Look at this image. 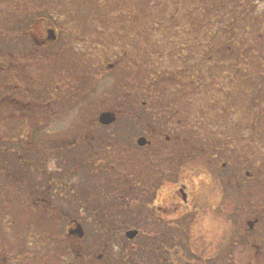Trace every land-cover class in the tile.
Segmentation results:
<instances>
[{"label":"rangeland","instance_id":"obj_1","mask_svg":"<svg viewBox=\"0 0 264 264\" xmlns=\"http://www.w3.org/2000/svg\"><path fill=\"white\" fill-rule=\"evenodd\" d=\"M186 1L151 0L156 14L152 21H146L144 28L138 17L141 8L147 9L142 7L143 0H0V264H69L81 257L86 246L101 248V234L89 232L80 239L66 232L70 217L82 221L83 227L89 226L84 210L86 180L80 170L71 169L72 164L85 162L87 137L85 134L77 137L81 143L74 145L76 149L72 151L73 136L85 131L87 115L94 117L118 108L119 98L124 97L120 83L129 82L131 78L127 77L135 75L141 82H147L154 72L156 81L165 83L169 75L189 66L186 61L193 62L192 55L198 57L205 47L206 36L201 34L197 40L185 44L181 62L175 60L171 64L164 56L172 53L179 37H194L188 33L178 35L180 22L172 19V7H184ZM251 7L247 4L241 9L242 15L248 17V11L249 21L261 24L258 35L253 31L244 38L243 47L255 59L254 64L239 70L247 73L245 78L241 74L239 79L237 76L238 82L230 81L229 73H223L222 63L218 68L215 62L210 66L213 80L207 74L202 75L201 86L195 88L196 83H191L194 88H188L185 98L171 95L167 88L156 89L158 96L176 104L170 114L199 135L196 142L202 139V145L216 149L214 169L218 183L205 191L214 201L219 194L221 204L216 221L222 227L235 223L239 228L248 215L264 216V13L253 15ZM224 9L225 6L215 12L222 14ZM130 11L134 12V20L130 19ZM41 17L43 21L36 20L30 26V19ZM48 28L58 38L40 51L31 43L28 47L21 43L26 38L24 33L38 37ZM238 36L235 33L233 37ZM25 50L27 53L22 55L20 52ZM231 58V65H236V59ZM10 61L15 66L11 68L12 77L6 70ZM38 77L47 84L58 83L62 97L45 106L20 104L22 99L34 97L29 81ZM9 79L19 88L9 89L6 85ZM27 79L25 95L21 84ZM177 81L174 79L180 85V79ZM244 85L250 87L246 93L240 92ZM53 88L54 84H50L46 91ZM213 97L217 104L212 109ZM246 98L254 99V103L243 102ZM230 108L231 114L227 113ZM22 113L29 114L33 121L22 118ZM35 114H39L40 121ZM121 123L119 120L108 127L110 135L122 128ZM170 123L172 129L179 127L174 120ZM232 142L235 144L230 149ZM207 158L200 157L198 161L206 164ZM53 159L56 170L50 171L47 165ZM48 177L62 184L61 189H55V183L49 182L52 183L49 194L54 201L48 210L54 208L56 216L46 215L41 203L36 205L27 199L28 190L48 189ZM199 185L205 184L201 181ZM111 236L110 253L116 257L112 246L119 235Z\"/></svg>","mask_w":264,"mask_h":264},{"label":"flooded vegetation","instance_id":"obj_2","mask_svg":"<svg viewBox=\"0 0 264 264\" xmlns=\"http://www.w3.org/2000/svg\"><path fill=\"white\" fill-rule=\"evenodd\" d=\"M30 20L43 21V18ZM50 30L46 29L38 37L33 33H24L26 38L21 43L25 47L31 43L35 50L40 51L43 46L58 38L56 33L51 38ZM25 52L27 53L26 50L20 53L23 55ZM30 53H34V50H30ZM14 67L11 61L6 65L10 77L11 68ZM181 69L183 71L169 75L165 83L157 82L155 75H150L151 81L147 82H141L135 75L127 77L131 78L129 82L120 83L123 88L121 95L124 97L119 98L118 108L103 111L109 112L114 119L103 124L99 120L103 112L94 117L87 115L85 131L73 136L72 151L76 149L74 145L81 143L77 137L82 134L87 137L85 162L72 164L71 169L80 170L86 180L84 210L89 226L83 227L82 221L70 217L66 222V232L67 235H77L71 232L80 226L83 233L82 236L77 235L80 239L89 232L101 234L102 246L99 249L86 246L84 252L81 251V257L69 264H264L262 215H248L239 228L235 223L229 227H222L218 223V235L213 230L193 231L192 225L198 224V215H211L214 221L219 219L221 202L213 199L210 202L209 197L212 195L205 191L218 183L214 169L217 162L216 149L202 145V139L198 140L199 143L196 142L199 135L170 114L171 107L176 104L161 98L156 91L158 88H167L171 95L175 94L182 99L189 93L191 83H196L195 88L197 85L201 86L194 81L189 83L186 80L189 79L188 68ZM25 71L28 75V69ZM178 72L179 76L176 75ZM41 75L43 76V72ZM174 79H180L181 84L176 85L178 81L174 82ZM11 81L12 79L7 81V87L11 90L18 89L19 85ZM29 82L32 83L29 88L34 90V97L22 99L20 104L24 106H45L48 102L56 103L62 97L58 83L51 81L50 84H54L53 91L47 92L50 84L42 78H34ZM29 82L27 79L21 84L23 90H20L25 95ZM7 96H10L9 93ZM14 97L11 95L9 98ZM20 116L26 120L31 119L29 114L22 113ZM35 116L40 121L39 114ZM119 120L123 129L116 130L114 136L110 135L108 127ZM172 120L175 121V126L179 124L178 128H171ZM234 144L232 142L229 148ZM81 148L78 146L77 149ZM200 157H208L206 164L198 161ZM188 169L193 170V175L196 176L203 170L205 175L211 177L212 182L210 185H199L200 191L191 193V182L183 183L181 179ZM50 181L55 183V189H61L60 180L48 177L46 183ZM165 183L177 185L172 191L170 202L167 206H152L158 190ZM51 185L52 183L48 184L46 191L44 188L28 190L30 198L27 199L36 205L41 203L46 215L56 216L54 208L48 210L50 202L54 201L49 194ZM67 192L71 193V189L67 188ZM115 234L119 235L116 243L119 251L113 257L109 239Z\"/></svg>","mask_w":264,"mask_h":264},{"label":"trees","instance_id":"obj_3","mask_svg":"<svg viewBox=\"0 0 264 264\" xmlns=\"http://www.w3.org/2000/svg\"><path fill=\"white\" fill-rule=\"evenodd\" d=\"M205 1L206 0H187L184 7H172L171 13L172 19H174L173 21L178 20L180 22V24H178L179 22H174L178 24V35H181L182 33H188V36L194 35V37L190 39L179 37V42H174L175 44L171 50L172 53H166L164 56L168 57V60L171 61V64H174L173 62H175V60L176 62H181V58L185 53V44L187 42H190L192 39L197 40V37L200 34L205 35L206 37H204L203 40L205 47L200 50L198 57L194 54L192 55V57H195L193 62L190 63L189 61H186V65H189L187 67L189 70V82L194 81L200 84L203 80L202 75L205 76L206 74L210 76V80H213V78L211 77L213 76V74L212 72H210L212 68H210V66L215 62H217L218 68L219 63H222L220 66L225 69L223 73H229L230 81L238 82L236 81L237 76L238 79L240 78L241 74H244L243 78L247 76V73L239 72V70L254 64L255 60L252 58L251 54H249V52L243 47L245 45L244 42L246 43V41L244 40L245 35H249V33L253 31H257L255 33L258 35L260 32L259 26L261 24L260 21H249V19H251V13H248L247 11L248 17H246L245 14L243 16L241 13V9H244V7L249 4L252 5L251 9L253 11H251L254 13L255 9L253 8V6H255V2H252V0H211L207 3ZM177 2H179V0H174V3ZM230 4H233L234 6H230ZM142 5V7L146 6L147 9L141 8L143 10L141 11L140 9L138 17L139 20L142 21V24L145 28V26H147L146 21H152L155 18L156 12L151 7V0H143ZM224 6L225 9L224 11H222V14H217L215 12ZM245 10H247V8H245ZM129 14L130 19L134 20V18H132L134 17V12L130 11ZM126 20L129 21V18ZM32 22L34 24V21ZM32 22H30V26L33 25ZM177 32L178 31H176V34ZM235 33L239 35L237 38L233 37ZM231 57L236 59V65H231ZM150 75L151 77H153L154 72H151ZM247 79L248 77L245 80ZM247 89H250L249 85H244L243 87L241 86L240 92L246 93ZM230 97L231 93L227 98ZM240 98L242 101L241 95ZM253 100L254 99L252 98H246L245 100H243V102L245 101L248 104H253ZM216 104L217 101L215 100V97H213L212 100H210L211 108L213 109ZM231 109L232 108L228 109L227 113L229 112V114H231ZM225 111H222L224 112V115H226ZM20 134L21 133H19L18 135Z\"/></svg>","mask_w":264,"mask_h":264},{"label":"clouds","instance_id":"obj_4","mask_svg":"<svg viewBox=\"0 0 264 264\" xmlns=\"http://www.w3.org/2000/svg\"><path fill=\"white\" fill-rule=\"evenodd\" d=\"M255 2V10L254 15H260L261 13H264V0H254ZM48 169L56 170V162L55 160H50L47 165ZM75 179V178H74ZM183 183H189V189L190 192L195 194L200 191L199 183L203 181L205 185H210L211 183V177L208 175H205L204 171L201 170L200 174L198 176L193 175V170L188 169L184 172L183 176L181 177ZM177 185L168 184L165 183L161 186V188L158 190L156 198L153 200V205H163L167 206L168 202H170V197L172 195L173 189H175ZM191 199V196L189 197ZM215 199L219 200V194L216 195ZM210 202H212V198L210 197ZM198 224L192 225L193 231L196 232L198 230H213L219 234V229L216 228V225L219 223V221H214L211 217V215L208 216H199L197 217ZM113 251L118 252L119 251V245L114 244Z\"/></svg>","mask_w":264,"mask_h":264},{"label":"water","instance_id":"obj_5","mask_svg":"<svg viewBox=\"0 0 264 264\" xmlns=\"http://www.w3.org/2000/svg\"><path fill=\"white\" fill-rule=\"evenodd\" d=\"M50 33V37L51 38H54V33L52 30L49 31ZM114 119V117L111 116V114L109 112H103V114L100 116L99 120L101 123L103 124H107V123H110L112 120ZM71 233H75L77 234L78 236H82V229L81 227L79 226L77 229L73 230Z\"/></svg>","mask_w":264,"mask_h":264}]
</instances>
